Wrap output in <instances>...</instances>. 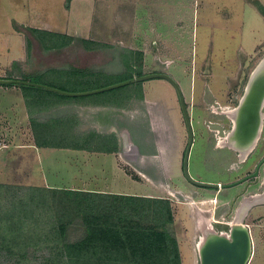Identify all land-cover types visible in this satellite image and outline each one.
<instances>
[{
  "label": "rangeland",
  "instance_id": "obj_1",
  "mask_svg": "<svg viewBox=\"0 0 264 264\" xmlns=\"http://www.w3.org/2000/svg\"><path fill=\"white\" fill-rule=\"evenodd\" d=\"M12 1L9 4H6V0L4 4L0 2V27L5 25L6 16L21 11L16 6L18 0ZM257 1L161 0L157 14L138 13L137 8L136 15H141L144 20V28L140 29L143 34L138 29L125 30L122 13L118 14L119 8L114 7L115 10L103 14L106 27L97 31V26H93V29L88 30L90 40H95V36L100 43H84L74 38L64 45L45 48L34 41L28 52L27 63L20 69L25 76L10 75L11 66L5 63L7 58L11 62L18 56L19 42L12 38L9 49L0 45V66L5 70L0 78H30L33 83L45 81L58 83L66 89L80 90L90 85L91 88L99 89L134 76L168 74L179 85L191 120L194 138L188 158L189 176L203 183L228 184L252 172L264 155V119L256 147L245 161L241 162L237 150L218 146L219 138H224L231 131V119L225 113L228 110L226 108L237 106L251 72L264 57V16L254 6ZM30 4L36 18L66 17L62 11L63 3L59 0H30ZM112 13L121 15L122 19L117 26L109 28L111 23L108 19ZM140 84L148 99L159 100L166 106L168 115L147 116L138 124L126 125L123 133L120 128L118 134L104 129L94 133L85 130V137L93 136L102 145L116 138L117 151L93 157L94 168L81 166L79 171L78 160L73 163L72 160L66 161L69 157H63L55 151L47 152L35 158L41 170V174L37 175L52 188L64 189L72 181L75 170L83 171L86 173L84 175H93L101 184L107 182L101 188L104 192L168 199L174 218L170 230L178 243L181 264H200L197 245L201 238L203 240L210 232L228 235L229 223L237 218L240 208L235 215L234 205H220L219 200L221 197L229 198L240 185L214 189L195 185L185 178L182 159L188 133L177 91L167 79L149 78L88 96L125 101V95H128L132 98V108L144 103L143 99H137L141 97L137 92L141 88ZM22 88L26 95L25 104L19 101L20 109H16L22 116L24 110L31 111L39 104L42 107L45 105L38 100L27 99L32 89L26 86ZM16 99L15 94L2 95L0 92V109L8 110V106L15 103ZM262 111L264 113V106ZM54 121L49 119L44 127L39 124L34 129L40 133L45 127L49 131L61 128L62 122ZM69 121V124L72 123ZM3 127L7 133H12V122ZM42 137L39 135V138ZM2 143L3 140L0 141ZM8 158H4L5 161ZM262 168L258 179L264 173ZM28 175L29 169L23 164L11 166L8 163L4 170H0V181L27 180ZM251 180L255 181L254 178ZM10 186L14 188H9L8 193L0 191V210H11L9 214H13L16 219L25 214L26 231H31L33 215H37L40 208L34 207L26 196L27 188ZM13 204L23 205L27 212L16 209L12 213ZM213 210L216 212L210 218ZM45 221H50V218ZM66 233L69 239L76 240L83 235L84 227L77 221L68 226ZM19 247H23L22 251L27 250L29 257H33L35 246L21 244ZM27 261L28 264H38L33 258Z\"/></svg>",
  "mask_w": 264,
  "mask_h": 264
},
{
  "label": "crops",
  "instance_id": "obj_2",
  "mask_svg": "<svg viewBox=\"0 0 264 264\" xmlns=\"http://www.w3.org/2000/svg\"><path fill=\"white\" fill-rule=\"evenodd\" d=\"M4 1L5 0H0V2L3 4ZM10 1L12 0H6V4H9ZM15 1L17 0H13L12 2ZM59 1L63 3L62 11L66 15V17L63 19H58L56 17H54V19L36 18L31 12L30 0H18L16 6H18L19 10L21 11L5 17V25L2 24L3 27H0V45L4 46L6 49H9V46L12 44V38H15V40H17V42L20 44L18 56L13 58L11 62L9 58H7V61L5 62L6 64L9 63L10 65H8L11 66V68H9L10 70L12 69L10 75H14L15 77L22 76L24 72L20 69L25 65V63H27L28 59L25 36L23 33L14 29L13 23L35 28L44 32L64 35L73 39H83L87 42L93 41L100 43V40H97V37L95 36V40H93V38L90 40L91 38L89 36L90 33H88V30L89 28L93 29V26H97L95 29L98 31L99 29L107 26L104 25L106 18L103 16V14L106 15L107 12H111L114 7H117L119 8L117 13H122L123 19L121 18V15L118 16L114 15L115 12L114 14L112 13V16H110V19H108L112 26L108 25V27L110 28L114 27L115 25L117 26V24L120 23L122 19L124 24L123 28L125 30L138 29V32H140V29L144 28L142 26L144 20L142 19L141 15H138L139 17L136 15L137 8L138 13L155 12L157 14V7L161 2V0ZM258 1L260 3H264L261 0ZM143 17L147 19L145 15H143ZM0 22H2V20H0ZM95 23L98 24L95 25ZM5 27L6 29L2 30ZM140 33L143 34L142 32ZM131 35L132 34H130V37H132ZM146 38H148V36ZM13 63H16L14 68L12 67ZM3 70L4 69H2V66H0V76L5 72V70ZM18 85L23 84H15L12 86L5 85L2 87L0 86V92L2 95L4 93H11L12 95L15 94L17 97L15 103H11L8 106V110L6 111H9V113L6 114L5 109H0V141L3 140V143L0 144V170H4L8 163L11 166H20V164H23L29 169L30 175H28L27 180L0 181L2 184L15 185L17 187L23 188H52L50 185L45 183L43 179L41 180L40 176L37 175L38 173L41 174V170L40 167L35 163V158L38 159L41 154L55 151V153L63 157H69L66 161L72 160L73 163H76L78 160L80 164L78 166L79 168L77 169L78 171L81 169V166L83 168H94V161L92 160L93 157H100L101 155H108L109 153L85 149L83 147V141L86 136V134H83V132L85 130H90L92 133H94L104 129L113 133L117 132L116 134H118L120 132L123 133L126 125L130 126L133 123L138 124L141 119L147 116H164V114L168 115L166 106L159 100L148 99L145 96L144 88L140 84L141 88L137 89V92H139L141 97H138L137 99H143L144 103H140L139 105L136 104V106L132 108L130 107V100L132 98L128 95H125L127 98L124 99L125 101H118L117 98H92L88 96L90 94L82 96H68L42 87L23 85L32 89L29 92V96L27 95V99H31L33 101L38 100V102H43L45 105L42 107L39 104L35 108L31 109V111L24 110V115L22 116L21 113H18L19 110L16 109H20L18 108V104H20L19 101L25 104L26 95L23 92V88ZM44 85L49 86L48 84ZM91 89L95 88H91L90 85L87 88L80 90H61L67 92H84ZM9 115H11L13 118H10ZM49 119L62 122L60 123L61 128L49 131L47 129L48 127H46L41 133H38L44 137L39 138V135L36 137L33 127L39 124L44 127L49 122ZM68 120H70L69 122L72 123L69 124L67 122ZM9 122H12L13 124L12 133H7L6 128L3 127V125L8 124ZM67 123L70 125L69 127ZM120 128L121 130L119 132ZM53 137L55 139H52ZM35 139H38V141L42 142V145H37ZM59 142L62 144L71 142V144L75 147H56L55 145H52L53 143ZM116 151L111 153H115ZM7 157L10 158L5 161L4 158ZM3 159L4 162L2 161ZM77 170L74 171V175L72 174V181L68 184V186H65L66 188L64 189L104 192L101 191V188H103V185H105L107 182H102L103 184H101L100 181L93 178V175H84L86 174L85 172L81 170V173ZM258 177L255 179V181L239 184V189L231 194L229 198L224 199L221 197L219 200L221 203L220 205L225 206L227 203H230V207L234 205L235 215L240 208V220L248 227L251 237L252 254L249 264H264V173L259 179ZM215 212L216 210L211 211L210 218L214 217ZM210 223L212 222L210 221ZM213 223L218 224L217 222Z\"/></svg>",
  "mask_w": 264,
  "mask_h": 264
},
{
  "label": "trees",
  "instance_id": "obj_3",
  "mask_svg": "<svg viewBox=\"0 0 264 264\" xmlns=\"http://www.w3.org/2000/svg\"><path fill=\"white\" fill-rule=\"evenodd\" d=\"M254 5L264 16V5L258 1ZM13 27L25 36L27 56L34 41L41 47L53 48L73 39L17 23ZM23 80L33 82L30 78ZM34 82L66 89L58 83ZM33 131L38 137V132ZM35 140L37 145H42ZM93 140V136L85 137L83 147L106 153L117 150L114 137L103 145ZM52 145L75 147L71 142ZM9 188L14 187L0 183V191L8 193ZM26 190L30 202L40 210L33 215L31 231H26L25 214L16 219L9 214L11 210H0V264L21 261L28 264L27 260L32 258L38 264H181L178 243L170 230L174 218L166 198L45 187ZM18 205L21 204L12 205V213L16 209L27 212L23 205ZM46 218L50 221H45ZM77 221L84 227V233L79 239L71 240L66 232ZM21 244L35 246L33 257H29L27 250L22 251Z\"/></svg>",
  "mask_w": 264,
  "mask_h": 264
},
{
  "label": "water",
  "instance_id": "obj_4",
  "mask_svg": "<svg viewBox=\"0 0 264 264\" xmlns=\"http://www.w3.org/2000/svg\"><path fill=\"white\" fill-rule=\"evenodd\" d=\"M160 77L170 81L175 87L180 106L183 114V118L186 124L188 133V142L183 153L182 171L187 180L191 183L208 188H231L249 181L250 179H256L259 176L261 167L264 168V155L260 161L255 165L254 170L249 174L244 175L242 178L228 183H203L194 180L188 173V158L190 149L193 143V131L189 112L184 103L183 94L179 85L173 80V78L165 73H151L142 76H134L129 80L113 84L110 86L94 89L84 92H67L61 89L50 87L40 83H33L16 78H0V84H23L32 85L37 87L46 88L68 96H82L88 94H95L109 89H114L129 83L143 81L145 79ZM264 102V57L259 61L257 66L251 72L248 82L245 86L243 95L241 96L237 106L236 112L233 114L234 125L231 128V133L227 136L229 144L236 150L242 151L239 154L242 155L250 148L254 142L260 125L262 124V117L264 113H261L262 104ZM256 144V143H255ZM246 158V156L244 157ZM243 158V159H244ZM241 223V224H240ZM243 223L239 220V223L230 226L228 236H223L222 233L210 232L205 236V241L199 253L200 264H248L252 254L251 237L248 227L242 226ZM245 225V224H244Z\"/></svg>",
  "mask_w": 264,
  "mask_h": 264
},
{
  "label": "bare ground",
  "instance_id": "obj_5",
  "mask_svg": "<svg viewBox=\"0 0 264 264\" xmlns=\"http://www.w3.org/2000/svg\"><path fill=\"white\" fill-rule=\"evenodd\" d=\"M263 105H264V102H263V104H262V107H263ZM228 109V110H227ZM226 112L225 113H227V116L228 115H230V119H231V123H233V125H234V120H233V114L236 112L235 110H237V109H230L229 107H227L226 108ZM262 110V109H261ZM261 113H262V111H261ZM263 117H264V114H263ZM262 117V118H263ZM229 118V117H228ZM260 129H261V125H260V128H259V131H260ZM259 131H258V134H257V136H256V138H255V140H254V142L252 143V145L250 146V148L248 149V150H246V151H243L244 153L242 154V155H240V157H241V159L242 158H244V156H246L247 154H249V152L251 151H253L254 149L253 148H255L256 146H255V143H256V141H257V139H258V137H259ZM231 133V132H230ZM229 134H227V136H228ZM227 136H225L224 138H219V140H218V146L219 147H224V146H227V147H230V148H233L230 144H229V142H228V140H227ZM234 149V148H233ZM235 151H236V149H235ZM237 151H239V150H237ZM240 152H242V151H240ZM250 152V153H251ZM257 199V198H256ZM215 202H216V200H215ZM240 217H241V214L240 213H238V216H237V218H235V220H233V222L230 224L229 223V225L230 226H233L234 224H237V223H239V220H240ZM210 222V221H209ZM243 223V222H242ZM241 224V223H240ZM242 226H244V227H246V225H244V223H243V225ZM208 227V226H207ZM209 229V228H208ZM212 231V230H211ZM223 234V236H225V237H227L228 235L227 234H225V233H222ZM200 241V240H199ZM204 241H205V239H203L202 240V238H201V242L200 243H198V245H197V247H198V250H199V252H198V254L200 253V250H201V248H202V245H203V243H204ZM200 256V255H199Z\"/></svg>",
  "mask_w": 264,
  "mask_h": 264
},
{
  "label": "flooded vegetation",
  "instance_id": "obj_6",
  "mask_svg": "<svg viewBox=\"0 0 264 264\" xmlns=\"http://www.w3.org/2000/svg\"><path fill=\"white\" fill-rule=\"evenodd\" d=\"M263 106H264V105H263ZM232 109H234V108H232ZM232 109H231V110H232ZM262 109H263V107H262ZM261 111H262V110H261ZM262 113H263V111H262ZM182 115H183V114H182ZM263 119H264V117L262 118V120H263ZM262 122H263V121H262ZM231 125L233 126V123H231ZM232 126H231V128H232ZM261 131H262V124H261V129H260L259 133H260ZM230 132H231V131H229L228 134H229ZM226 136H227V135H226ZM258 138H259V137H258ZM257 141H258V139H257ZM257 141H256V144H257ZM256 144H255V146H256ZM253 149H255V148H253ZM237 152L240 153L239 151H237ZM250 152H251V151H250ZM250 152H249V153H250ZM247 156H248V154L246 155V158H247ZM244 157H245V156H244ZM239 158H240L241 162H243V161L246 160V158H244V159L242 158V159H241L240 155H239ZM182 161H183V159H182ZM259 161H260V160H258V162H259ZM258 162H257V163H258ZM257 163H256V164H257ZM263 169H264V168H263ZM252 179H253V178H252ZM251 181H252V180L250 179V180L247 181V182H251Z\"/></svg>",
  "mask_w": 264,
  "mask_h": 264
}]
</instances>
